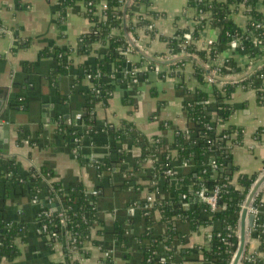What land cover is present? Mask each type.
<instances>
[{"label": "crops", "instance_id": "1", "mask_svg": "<svg viewBox=\"0 0 264 264\" xmlns=\"http://www.w3.org/2000/svg\"><path fill=\"white\" fill-rule=\"evenodd\" d=\"M148 1L149 6L140 3L136 10H153L159 15L153 19L152 26L137 30L141 49L127 54L129 63L141 64L136 78L130 82L118 78L111 93L97 102L92 111L103 125L118 127L126 121L147 139L160 137L164 141L163 151L170 155V173L156 174L154 170L160 169L157 159L140 160V148L128 141L121 144L125 157L112 160L107 151L110 138L101 137L95 143L85 140L72 146L57 130L60 118L69 122L86 105V90L91 83L86 78L78 82L77 69L99 57L96 51L100 46L94 44L89 54L73 53L69 71L56 75L52 74L57 64L55 58L43 51L75 48L78 37L90 26L83 3L75 2L59 16L58 0H0V126H7V130L0 128V160L14 158L23 172L47 170L52 173L45 178L47 183L59 182L66 188L81 184L86 191L96 192L94 220L82 253L70 247V236L65 231L58 240L50 241L39 230L38 206L30 191L0 180L1 218L12 224H24V231L15 240L17 255L12 259L2 258L0 264H147L143 260V250L148 244L144 238L148 231L145 206L149 205L152 212L153 224L149 230L153 235L165 237L169 228L161 220L155 202L179 200L185 209H190L201 201L187 180L193 165L184 161L174 146L177 130L185 131L190 124L184 100L201 87L193 74L194 64L187 60L174 74H169L170 63L157 64L144 56L173 58L175 54L159 36L173 37L179 28H190L195 9L188 6L190 0ZM231 8L227 19L232 27L245 28L248 15L244 6L237 3ZM255 9L264 15V0H257ZM151 30L154 36L149 34ZM209 42L216 45V59L223 76L241 74L252 61L241 49L220 38L219 26L206 23L195 45L203 49ZM149 64H157L165 75L160 78L153 70L145 75ZM209 85L205 88L209 89ZM230 103L233 110L229 122L242 129L243 138L240 144L231 147L234 168H230L228 183L239 191L240 174L250 175L264 167V132L257 134L264 127V103L259 102L255 90L240 86L231 94ZM66 115L69 117L64 118ZM210 115H214L213 110ZM224 125L220 123L217 128ZM231 196L235 198L234 193ZM261 201L264 204V188ZM58 206L56 201L50 203L49 209ZM173 226L177 233L172 247L180 254L179 263L206 264L199 260L200 252L194 248L208 246L220 223L191 230L175 217ZM246 233L248 252L257 251L264 229L259 233L246 227ZM258 255L264 257V250Z\"/></svg>", "mask_w": 264, "mask_h": 264}, {"label": "trees", "instance_id": "2", "mask_svg": "<svg viewBox=\"0 0 264 264\" xmlns=\"http://www.w3.org/2000/svg\"><path fill=\"white\" fill-rule=\"evenodd\" d=\"M81 1L84 6V15L90 22L89 29L82 33L74 49L46 48L43 53L52 55L56 60V68L52 74H64L70 69L71 55L89 54L93 51V45L100 47L96 52L99 57L83 63L77 69L76 80L80 82L83 78L88 79L91 86L86 90L87 99L84 108L78 112L81 114V126L75 125L71 116L68 123L63 118L57 125V130L62 133L72 146L85 143L91 140L93 143L98 138H110L109 158L121 160L125 157L121 144L128 141L141 150L140 160L143 158H156V165L159 170L156 174L166 169H171L172 164L168 152L163 151L164 141L160 137L147 139L132 123L122 121L118 127H110L98 122L93 115L94 105L104 100L113 88V83L118 78L125 81H132L141 64H131L127 61V54L124 50L129 46L133 48L125 38L121 28V4L119 0H58L59 16H62L67 7L75 2ZM257 0H226L225 2L215 0H190L188 6L194 7L195 15L190 28H179L173 37L160 35L159 39L166 41L173 54L183 50L185 54L195 55L202 63L209 62L214 68H222L217 62L216 45L211 44L203 49H197L195 42L204 29L206 23L217 25L220 28V38L230 42L237 39L238 48L241 49L249 59L255 60L264 55V15L255 9ZM102 3V4H101ZM140 3L149 6L148 0H130L126 11L128 21L127 30L130 38L138 45L137 30L141 27L152 26L153 19L159 15L156 11L147 10L139 12L136 8ZM241 3L248 15L245 28L235 29L227 19L231 7ZM206 14L208 16H206ZM146 15H149L148 18ZM205 15V16H203ZM134 17V19L132 18ZM259 26H256V24ZM188 33L187 38L185 34ZM150 35H155L153 30ZM25 42H22V44ZM162 57V55L160 56ZM187 59H174L169 65V74L182 67ZM193 74L199 81L201 87L196 89L184 100V107L189 119V127L177 130L174 138V146L179 156L186 162L193 165V170L187 176L188 182L193 185L194 192L203 191L205 195L212 192L213 187H219L217 209L210 210L204 201H197L190 209H185L179 200L172 202H155L160 209L161 220L167 225L168 233L165 237L153 235L149 230L152 226V212L150 208H144L148 244L143 250V260L147 264H166L177 260L178 254L172 247V241L177 231L173 226L174 218L187 224L191 230H196L200 225L220 223L219 230L212 233L208 246L196 247L199 251L201 262L206 264H230L237 249V225L241 203L252 184L263 171V168L253 174H240L237 177V184L240 190H233L228 183L231 174L224 172L227 165L234 168L231 158V147L240 144L242 141V129L229 122L233 105L230 103L231 94L236 87L253 89L258 95L259 102L264 103V65L257 68L253 73L238 80L214 81L208 83L205 79L206 70L197 62H193ZM154 64L146 66L145 75L152 71ZM162 78V74H157ZM210 88L206 89V84ZM213 110L214 115H210ZM224 123L221 128L217 125ZM85 127L87 129H85ZM104 132V133H103ZM264 132L261 127L257 134ZM112 139V140H111ZM109 159L110 161H112ZM215 163V167H211ZM136 166V165H135ZM222 174V175H221ZM52 175L47 170L40 172L30 169L23 172L14 158L0 160V180L8 182L13 186L26 187L31 198L36 199L38 227L50 241L58 240L60 234L65 231L70 236V247L79 252H84L83 243L87 239L89 230L94 220V207L96 203L95 193L88 192L81 184L64 187L59 182L45 181ZM264 182L254 194L250 206L258 209L253 219L252 228L260 232L258 226L264 217V204L261 201V191ZM234 193L233 198L231 195ZM187 197L184 199L186 201ZM59 202L55 210H50L49 205ZM61 213V214H60ZM43 226L45 228L43 229ZM24 231V224L9 223L0 216V261L2 258L12 259L17 253L15 240ZM55 233V235H53ZM124 241V240H123ZM264 250V238L261 236L257 251L249 253L246 244L237 264H264V257L258 252ZM164 257L162 263L160 258Z\"/></svg>", "mask_w": 264, "mask_h": 264}, {"label": "water", "instance_id": "3", "mask_svg": "<svg viewBox=\"0 0 264 264\" xmlns=\"http://www.w3.org/2000/svg\"><path fill=\"white\" fill-rule=\"evenodd\" d=\"M130 0H124L123 3L121 4V28L123 31V34L125 36V38L127 39L128 43L130 44V46L134 49V50H140L141 48L136 45L133 40L130 38L129 34H128V30H127V24H126V11L127 8L129 6ZM145 58H148L150 61L154 62V63H164V64H169L171 63L174 59H187V60H191L192 62H197L199 63L207 72L208 76H211L215 81H219V82H223V81H230V80H238L241 79L245 76L250 75L251 73H253L257 68H259L260 66L264 65V55L258 57L257 59H255L254 61H251L246 70L244 72H242L241 74L237 75V76H223L221 75H215L212 74L210 67L208 66V62H204L202 63L201 61L198 60V58L193 55V54H180V55H176L171 59H167L164 60L162 58H154V57H150L147 56L146 54H144ZM1 100H0V107H1ZM69 115L64 116V118H68ZM1 129L3 130H7V126H0ZM107 151H109V149L107 148ZM231 174V170H230V164L227 165L226 170H224V172H222V174ZM221 174V175H222ZM264 182V168L263 171L258 175V177L256 178V180L254 181V183L252 184L251 188L249 189L246 198L244 199V201L242 202V205L240 207V211H239V216H238V225H237V249L231 259L230 264H237L238 260L245 248V244H246V238H247V233H246V227H252L253 224V219H254V214L248 212V207L250 206V202L254 196V194L256 193L257 189L259 188V186ZM196 200L198 198H195Z\"/></svg>", "mask_w": 264, "mask_h": 264}, {"label": "built area", "instance_id": "4", "mask_svg": "<svg viewBox=\"0 0 264 264\" xmlns=\"http://www.w3.org/2000/svg\"><path fill=\"white\" fill-rule=\"evenodd\" d=\"M119 1H120V4H122L124 0H119ZM120 7H121V6H120ZM256 26H259V24L257 23ZM185 36L188 38V37H189V34L186 33ZM239 42H240V41H238L237 39H232V40L230 41V45L233 46V47H238ZM209 43H210V42H209ZM210 45H211V43H210ZM124 52H125V53H130V52H131V48L128 46V47L124 50ZM184 53H185V52H184L183 50H180L178 53L175 54V56H176V55H180V54H184ZM252 61H253V60H252ZM250 62H251V61H250ZM206 63H207V62H206ZM208 66L210 67L212 74H215V75H218V74H219V69H218V68H214V67H212V66L210 65L209 62H208ZM152 70H153L156 74L161 73L162 76L165 75V74H164L165 72H163V69H161L157 64H154V67L152 68ZM86 77L89 79V78H90V75L87 74ZM205 79L207 80L208 83H213V82L215 81L211 76H208V75H205ZM80 119H81V114H80V113H76V114L74 115V117H73L74 124H75V125H79V126H81L83 123L80 122ZM69 122H70V121H69ZM69 122H68V123H69ZM211 167H215V163H211ZM165 172L170 173L171 170H170V169H166ZM93 193H96V192L94 191ZM195 193H196V196H197L201 201H204V202H206V203L208 204L210 210L213 211V210H216V209H217V200H218V193H219V187H218L217 185H215V186L213 187L212 192H211L210 194H208V195H205V194L203 193V191H198V192H195ZM148 199L151 200V197H148ZM33 200H34V202H36V199H33ZM241 205H242V203H241ZM145 208H150V207H149V205H146ZM248 212L253 213L254 216H255V214L258 212V209H257L255 206L251 205V206L248 207ZM60 214H61V213H60ZM258 226L261 227L260 232H259V233H261L262 230L264 229V217L261 219V221H260V223L258 224ZM44 228H45V226H43V229H44ZM252 229L255 231L254 228H252ZM53 235H55V233H53ZM160 261H161L162 263H164V262H165V258H164V257L160 258Z\"/></svg>", "mask_w": 264, "mask_h": 264}]
</instances>
